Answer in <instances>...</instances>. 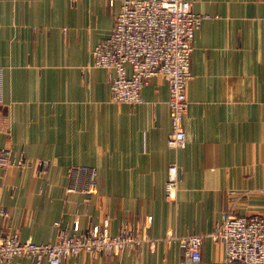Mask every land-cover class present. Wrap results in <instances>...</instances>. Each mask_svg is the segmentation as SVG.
Listing matches in <instances>:
<instances>
[{
    "label": "crops",
    "instance_id": "0c3cea01",
    "mask_svg": "<svg viewBox=\"0 0 264 264\" xmlns=\"http://www.w3.org/2000/svg\"><path fill=\"white\" fill-rule=\"evenodd\" d=\"M186 1L210 18L190 57L187 144L171 150L168 82L151 78L141 103L126 105L111 99L110 72L92 66L120 0H0V229L36 244L59 228H126L141 240L62 264H224L209 237L220 216L264 217V0ZM170 163L181 170L173 202ZM84 169L97 193L68 192L70 172ZM185 235L204 237L200 262L180 249Z\"/></svg>",
    "mask_w": 264,
    "mask_h": 264
},
{
    "label": "built area",
    "instance_id": "2783aa9c",
    "mask_svg": "<svg viewBox=\"0 0 264 264\" xmlns=\"http://www.w3.org/2000/svg\"><path fill=\"white\" fill-rule=\"evenodd\" d=\"M209 18L193 12L186 0H120L110 33L92 50V66L110 72L109 89L114 102L138 105L142 101L141 90L151 78L160 77L168 82L171 131L167 147L171 150H182L187 144L182 122L188 108L185 89L191 77L190 57L195 34ZM5 162L7 156L1 154L0 163ZM22 164L19 159L14 165ZM47 165L46 161L39 163L43 169ZM167 170L164 196L173 202L181 170L176 163H170ZM82 175L84 183L79 179ZM70 177L68 192L97 193L92 169L73 170ZM0 212L9 217L8 211ZM209 237L223 245L224 264H264V217L223 213ZM203 239L200 235H185L176 241L186 259L198 263ZM140 246L138 236L126 228L114 236L105 227L81 235L59 228L55 242L42 244L22 241L19 234L0 229V264L11 263L16 258L28 259L33 264H62L81 253L108 257L137 251Z\"/></svg>",
    "mask_w": 264,
    "mask_h": 264
}]
</instances>
